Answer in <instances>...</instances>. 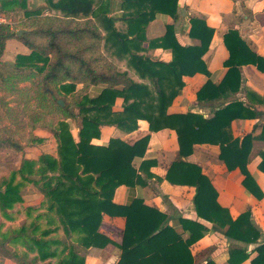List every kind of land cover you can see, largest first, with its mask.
I'll use <instances>...</instances> for the list:
<instances>
[{"label": "trees", "instance_id": "16d2710c", "mask_svg": "<svg viewBox=\"0 0 264 264\" xmlns=\"http://www.w3.org/2000/svg\"><path fill=\"white\" fill-rule=\"evenodd\" d=\"M44 1L49 15L41 14L39 8L28 9L27 0H0L1 13L16 11L13 14L17 15L19 10L24 16L18 22L24 30L20 36H16V30L0 28V54L5 41L17 37L29 53L16 56L9 66L12 77L33 80L39 100L52 103L57 111L51 123H42L52 132L54 154L41 152L36 160L23 158L15 171L0 180V214L5 220H13L15 206L23 204L24 184H30L42 197L38 207L24 205L27 216L36 212L29 223L0 238L2 257L15 264H51L53 259L54 264H85L91 249L111 244L119 251L115 264H196L190 247L208 231L203 223L180 217L179 231L169 225L167 215L141 199L128 205L112 201L121 185L145 186L147 179L162 180L149 171L153 160L133 166L134 158L143 157L149 135L133 143L117 137L110 138L106 145L92 144V140L100 137L101 127L130 133L143 120L150 132L170 129L176 133L180 160L170 164L164 179L172 185L193 187L197 217L209 222L212 231L242 244L228 247L227 263L241 264L249 257L246 246L255 244L257 256L251 264H264V243H259L260 231L251 221L250 211L233 219L228 209L216 202V191L200 166L184 160L194 145H219V158L226 168L238 169L243 187L260 199L262 192L247 169L253 136H229L231 121L251 119L254 114L239 101L219 102L211 118L167 113L184 86V76L208 75L202 56L213 30L203 20L191 17L189 36L199 45L183 46L175 39L174 26H166L162 37L148 42V48L171 50V61L162 62L147 55L146 27L157 14L176 20L177 0ZM116 6L119 15L113 16ZM223 43L228 52L223 63L227 72L218 85L207 81L197 91L198 103L213 101L226 90L236 93L244 65H254L264 73L263 58L250 50L236 30H228ZM99 86V93L90 96V88ZM59 97L63 106L58 103ZM118 98L122 100L120 109L115 107ZM77 118L75 139L69 121ZM38 141L31 138L32 144ZM10 146L22 150L15 144ZM259 157L257 169L264 173V151ZM105 215L124 219L120 243L99 231ZM183 233L188 236L183 238ZM9 245H19L24 251ZM212 250L206 249L205 254ZM205 264L213 263L207 260Z\"/></svg>", "mask_w": 264, "mask_h": 264}, {"label": "crops", "instance_id": "0c3cea01", "mask_svg": "<svg viewBox=\"0 0 264 264\" xmlns=\"http://www.w3.org/2000/svg\"><path fill=\"white\" fill-rule=\"evenodd\" d=\"M177 4L178 18L176 20L168 15L157 14L147 25L145 34L147 41L144 46L147 48L149 57L162 62L171 61L170 49L148 48V42L162 37L168 25L174 26L175 39L183 46L199 45L197 39L189 36V19L191 17L203 20L213 30V33L208 49L202 56L208 75L196 73L193 76H184V86L167 108V113L175 115L194 113L203 118H211L220 107L218 106L219 102L222 105L230 101L241 102L254 116L251 119L243 117L231 121L229 136L233 139H241L247 134L253 136L247 169L262 192V197L260 199L254 197L243 187V176L238 169L229 171L226 168L219 158L220 147L217 144L194 145L192 153L184 160L200 166L216 191V202L220 207L228 209L233 219L247 210L250 211V219L260 231L259 243H264V173L257 169L260 162L259 152L264 151V73L254 65H244L240 69V87L236 93L226 90L224 94L215 98L217 100L209 101L207 99L201 103L197 102L196 97L197 91L207 81L218 85L227 72L223 65L228 58L223 35L228 30H236L250 50L264 60V0H177ZM111 15H119L117 6ZM0 16L11 17L15 23L24 19L23 14L19 13L14 16L0 11ZM6 27L9 32L13 31V25ZM19 30L22 29L19 28L16 32ZM28 53L29 49L17 37L5 41L4 49L0 54V102L4 97L7 106H19V103L15 102L16 97L30 91L29 81L12 77L14 74L10 70L11 67L9 68L15 62L16 56ZM100 89L101 86L90 88L89 95H97ZM121 102L120 98L116 100L115 107L117 109H120ZM20 106H26V104H20ZM146 135H149V139L145 153L143 157L133 159V166L137 168L143 160H153L155 164L149 171L156 178L162 180L159 182L155 179H147L145 186L127 187L121 185L116 188L113 194V203L128 205L134 199H141L145 205L167 215L169 225L179 231L180 217L203 223L208 231L190 247L196 264H205L207 260L213 264H228V247L242 244L228 240L220 233L212 231L209 222L197 217L193 206L195 193L193 187L172 185L164 179L170 164L180 160L177 136L174 130L162 129L150 132L148 124L141 120L138 122V128L130 133L122 132L114 127H101L100 137L93 139L92 144L106 145L112 137L133 143ZM123 229L124 219L122 217L105 215L99 231L114 242L120 243ZM187 236V233H183V238ZM256 246L255 244L246 246L249 257L241 264H251V260L257 256ZM210 247H213V250L205 254V250ZM118 254V249L111 244L104 249H91L85 258V264H115Z\"/></svg>", "mask_w": 264, "mask_h": 264}, {"label": "rangeland", "instance_id": "374dc122", "mask_svg": "<svg viewBox=\"0 0 264 264\" xmlns=\"http://www.w3.org/2000/svg\"><path fill=\"white\" fill-rule=\"evenodd\" d=\"M28 9H36L39 8L42 10L41 14L49 15L51 12L48 10L46 3L44 0H27ZM32 5V6H31ZM18 9V8H17ZM16 11L8 12V14H13ZM17 13L22 15L21 11H17ZM14 16L16 14H13ZM25 24V23H24ZM13 31L21 28L20 23L16 22L13 25ZM5 31H8L5 29ZM29 81L30 91L26 94H22V96H18L15 99V102L19 103V106H7V103L4 102V97H2V101L0 102V180L2 178H7L12 171H15L21 160L23 158L29 160H36L41 152L53 155L55 150V143L53 140L52 132L44 127L43 124H49L55 118L54 114L56 108L51 103L47 105V102L43 99L40 101L39 95L34 93L35 83L32 80ZM81 86L78 85L79 89ZM24 95V96H23ZM7 97V96H6ZM59 101L63 100L59 97ZM20 104H26V106H20ZM71 110L77 114V110L71 107ZM51 112H53L51 114ZM45 120L43 118L44 114H47ZM43 123V124H42ZM71 133L77 139V126L79 125V119H71L69 121ZM37 138L39 141L36 143H31V138ZM8 141L5 142V140ZM4 140V141H3ZM10 144H15L22 148V150H17L15 147L10 146ZM16 180H18L16 178ZM21 194L23 198V204H17L12 211L13 220H5L0 214V238L6 237L12 234L15 230H17L22 223H29L32 218L35 217L36 212L31 216H27L24 210V205H30L34 207L40 206L42 201L41 195L38 191L32 187L30 184H24L21 187ZM42 224L43 220H39ZM16 247L19 251H24L23 247ZM33 254H29L32 256ZM55 259L51 260V264L55 263ZM0 264H15L13 261L2 257L0 253ZM38 264H46V262L38 263Z\"/></svg>", "mask_w": 264, "mask_h": 264}, {"label": "built area", "instance_id": "2783aa9c", "mask_svg": "<svg viewBox=\"0 0 264 264\" xmlns=\"http://www.w3.org/2000/svg\"><path fill=\"white\" fill-rule=\"evenodd\" d=\"M15 21L11 17L0 16V28L3 26H12Z\"/></svg>", "mask_w": 264, "mask_h": 264}, {"label": "water", "instance_id": "95a60500", "mask_svg": "<svg viewBox=\"0 0 264 264\" xmlns=\"http://www.w3.org/2000/svg\"><path fill=\"white\" fill-rule=\"evenodd\" d=\"M23 32H24L23 30H19V31L16 32V35H17V36H20ZM58 103H59L61 106H63L62 101H58Z\"/></svg>", "mask_w": 264, "mask_h": 264}]
</instances>
